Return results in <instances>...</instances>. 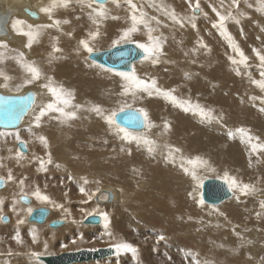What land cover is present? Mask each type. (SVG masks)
Wrapping results in <instances>:
<instances>
[{
	"label": "bare ground",
	"instance_id": "6f19581e",
	"mask_svg": "<svg viewBox=\"0 0 264 264\" xmlns=\"http://www.w3.org/2000/svg\"><path fill=\"white\" fill-rule=\"evenodd\" d=\"M193 1L196 2V0H191V2ZM229 2H231V0H199L200 5L210 7L222 6ZM137 3L138 5H142L140 9L146 14V19L149 21L150 26L154 29H157V32L159 31V33H161L160 38L162 40V50L165 48L168 49V51L166 52V55L168 57L165 56L168 59L166 62V66L163 67V72L161 74L156 71L154 67L148 68L146 65L143 66L142 64L137 68L138 70H142V73L136 76L145 81L155 78L158 88L163 91H171L172 95L179 101H191L193 105L199 104L205 109H212L213 115L218 118L217 120L206 122L202 120L200 115H198L195 111L185 112L180 107L174 106V104L170 100L166 99L162 95H157L155 93L152 96H148L147 93L138 92V97H136L135 99H133L131 95H122L121 91L119 93L117 91L118 89L113 88L115 86L114 82L110 83L106 80L107 77H104V72H98V70L95 71L91 67L87 70L95 73L92 77L88 78L82 75L80 73L82 70H84L82 59L86 51L79 45V41L81 39H87L86 35L78 38L69 37L72 31L69 28H66L68 25L64 27L60 24L58 26L59 29L57 30H54V28L52 27L51 29L48 28L47 25L51 24L52 20H45L46 14L42 13L38 8L41 6V0H6L7 7L3 6L5 7V9L3 8V10H1L3 12L0 14V21L4 23L6 19L5 28L7 32L0 35V40H9V42L2 43L8 48H11V44L16 43L19 48H15L16 51L11 48L12 51L16 54V57H19V53H23V62H34V64L42 72L41 77L49 76L52 73L56 77H60L61 83L58 84L54 83L53 81V85L62 86L65 90L71 91V103H73L75 107L77 105L80 106L79 108L76 107V109L80 110L81 114H75L74 119H70L65 123H61V120L64 119L61 113L49 111L41 117L40 126L36 127L34 124L35 116L39 114L40 109L47 103L53 102L54 98L51 97V95L46 96L47 94L45 92L40 91L32 86L21 87L18 91L8 86L4 87L3 85L6 82L3 81L2 78H0V91L8 94H18L29 89L34 90L37 95L36 103L29 114L25 117L26 119H24V123L21 125V127L18 128V130L22 128L23 125L27 124V129H25L24 134L27 135L28 138L34 135V139H37L36 134L33 133L37 131V133L39 134L42 129L45 130L46 128H48L49 132H45L47 136L56 140L59 145H63L65 147L67 142L69 141V137L76 138V133L79 132L77 128L82 129V126L85 127L86 131L85 133L79 132V134L82 139L88 138V141L85 142V145H87L88 148H94L100 145L103 141L111 140L117 136V133L114 131V129L110 128L108 123H104L106 122V120L103 118V116L97 115V118L91 117L90 110L93 108V106L96 105L91 104V102L87 103V99H85L86 101L84 100V96H88L90 94L80 93L81 90H84V87L93 88L94 85L102 87L101 90L97 92L96 100L99 101L100 105L98 106L103 109L104 115H108L109 109V104L106 101H111L112 97L118 102H127L129 104H132V107L143 108L148 113L147 108H144V106L147 105V107H149V109L153 111L152 117H150L148 113V119L153 126L151 128H146V131H144V133L146 138H148L149 140L150 138L155 139L154 151L150 154V159L152 161L149 162H153L155 164L152 163L153 165H150L152 166L150 167V170L159 172L160 168H163L164 174H157L159 176L155 178L150 176L151 179H154H150V183L154 192L151 193L152 196L149 197L146 196V193L138 192L137 197L140 198H137L138 203L136 205L134 201V199L136 200V198L134 196H129L128 201H124V203L121 202L122 198H120V204L123 203L124 206L128 205V212L125 215V219L127 220L128 225H130L133 230L143 231L147 226V228H151L154 231V229L156 230L158 228V224L161 223L163 226L162 228H159V231L165 228L164 231H161L162 233H164V235L165 230L175 231L179 229L185 232L189 231L188 233L190 238L186 237V239H189L188 241L190 242L186 243V247H188V245H191V251L189 252L193 255V263L198 259L199 264L204 261H209L210 264H228L226 260H223V257L233 258V254H235V258H237V260L239 261L240 256L243 257L241 253V249L243 250V242L241 241V237H238L237 235H230L229 229L234 226L244 227L249 223L251 224L249 226L250 228L255 229V227H264V208H261L260 206L261 203L264 202V198L258 200L244 199V202L239 200L241 203L238 201L236 204L224 205L225 207H222L225 210V213L223 215L225 219L228 220L225 223L226 227L220 233L219 231H216V229L210 227L214 224H211L209 226L210 228L205 226V223L210 222V219H208V217L210 216L211 210L210 208L203 207L204 205L200 206L197 203L194 189L200 176L198 174L215 173L224 175L225 172L228 173L229 178L235 177L238 183L249 184L250 182V185H252L253 187L259 184L258 187H254L255 190H259L260 186L264 185V150L257 148L255 151H253L252 149V144L264 145V121L259 117V115H261L260 113L264 114V110H262L264 109V90H261L259 87L251 83L253 79H262L260 76V72L264 71V68L260 66V62L253 52V49H256L257 51H260L261 54H264V11H262L264 9V2L263 7L261 8L248 7L247 12H239L237 10L233 14L236 17V20H228L225 22V29L227 33L233 38L235 43L249 58L246 65L232 64L230 62V56L236 59H239V57H237L235 52L229 47L228 41L220 35L219 30L212 27V24L215 22V18H209L206 22L205 27H201V30L198 33L190 30L193 25V22L191 20L194 18L186 17L189 13V10L187 9L188 6L186 5L189 4V0H149V12L147 13L144 9V5L146 3L145 0H139L137 1ZM168 4L170 7L168 6ZM245 6H252V2L249 1L242 3L240 8L244 10ZM25 8L36 12L38 14L37 18H32L29 15L25 14ZM171 9L174 10L177 17L183 21V27H181L180 24L175 23L170 18L169 13L172 11ZM255 12H258L260 14L259 18H255ZM221 13L227 14L226 10L221 11ZM11 15L37 19L33 20L34 22L40 21L41 23H39V25H41L42 27H39L37 30H35L38 31L39 34L40 32H42L41 30L44 25H46L44 27V31L47 32L48 35V38L44 39L46 40V42L43 41V43H39L34 41L29 48L25 46L28 40L27 37L21 40L15 39L14 36H16V34L11 28V23L13 21L11 20ZM137 15H139V13H137ZM130 16H127V19L129 20L128 24L132 23ZM155 16H161L165 23L161 22L159 18H156V20H152L151 18ZM156 21H159V24H157ZM194 24L204 26L199 22H196ZM141 26L142 29H139L137 32H135V34H132L131 39L140 42L147 40L148 42L147 30L144 28V25L141 24ZM29 30L30 29H28V31ZM152 35L153 37H155V34ZM117 36H119V34ZM98 39L99 38L90 40V46L92 47L97 45L99 43ZM201 41L203 42V46L200 43ZM59 42H61L60 44L63 43L65 47L59 46ZM248 42H252L256 46L247 45ZM54 44L61 50L60 52L52 53V46ZM0 50H2L3 52L0 53L2 54V57L7 58V53L4 51L3 47H0ZM42 50H44L47 55L40 54ZM50 54H52V57L55 58H51ZM150 62L154 65L152 61ZM13 66L15 67L14 75L17 78L22 77L25 73L27 74V76H29V74L21 67L20 59L16 58L15 61L13 60ZM246 66L251 67L248 68ZM237 71H239V75H237ZM120 82H123V86L127 83L124 79H121ZM100 83L103 84V86ZM110 85H113L112 89L109 88L110 90L108 89L106 91L105 89ZM73 87L76 92L73 90ZM99 94H101V96H99ZM141 95L146 98L144 99V101L140 99ZM90 96H92V94H90ZM58 106L63 107L65 113L71 112L69 110H72L71 105ZM77 120L81 121V125L79 127L76 125ZM89 122H92V124L89 125ZM165 123L169 125V128L167 130L164 128ZM238 127H244L250 132L251 136L254 138L251 144L247 141L246 138L241 137L238 133H235V129ZM29 129H31V131H29ZM27 130L32 134L31 136H29L30 134H26ZM65 130L70 132V134H68L69 137L65 133ZM229 132L233 133V136L231 138L229 137ZM219 134L221 135V139L227 142L226 146H229V151H225V148L223 149L224 155L230 156L229 152L231 150L232 154L238 153L239 150L235 151V147L239 146L237 144L244 145L247 148L248 154H250L254 159V161L252 162H247L246 160H244V158H242V163H247V169L243 168V166L245 165H239V162H237L238 159L231 160L234 173L223 168L218 169L217 167H213L210 164V159L207 158L208 156L204 154L205 151H203V155L208 159H206V161L208 162L207 165L202 166L200 164H187V160L196 158V155L204 150V148L202 147L205 146L208 141L220 139L219 137H217V135ZM204 136H207L208 138L209 136L211 137L206 141H203ZM225 137H227V140L225 139ZM256 137H258L259 139H255ZM157 140H159L160 142H157ZM89 143H97V145L90 146ZM125 143H127V145H132L133 147H135L138 152L148 151V146L142 142L138 143L135 140H125ZM189 146H192L193 149L188 153L187 149L189 148ZM58 147L62 148V146ZM175 149H179V151H174ZM190 153L192 156L191 158L189 157ZM110 154L114 153L109 152V155ZM155 154H157L158 156H156ZM199 158L205 160L204 157L202 158V156H199ZM219 158L222 159V154ZM219 158L217 159L216 157L217 162H226L225 159L224 161L219 160ZM182 164L184 165V167L189 168L190 171L195 170L198 179L193 180L190 174H185L181 167ZM112 166L113 165L107 167L109 171V174L105 175L107 180L117 181L119 178L123 179V177L120 176L117 171L111 170ZM62 168L63 167L58 166L57 171H63L64 168ZM88 169L91 171L90 168ZM101 169L103 168L101 167ZM242 177H244L245 179L242 180ZM248 179H250L249 182L246 181ZM84 180H87L88 183H90L89 179L84 178L82 179V182ZM141 184L142 183L139 182V185ZM124 186L128 188L129 194H134V192L130 190L131 184H126ZM103 187L104 189L106 188V186ZM41 192L42 194L47 195L50 198L51 202H41L34 197L37 205L50 206L52 208V217H67L69 219H76L80 211H89L91 209H88L86 206H78V211L74 212L70 207L73 197L56 193L57 198H55V194H53V191ZM117 193H119V191ZM244 196L247 197L248 195H243L241 193L239 195V197L241 198H243ZM143 197L145 198L142 199ZM18 199L20 200V196L18 197ZM7 203V193L5 191H1L0 210L2 212L6 210ZM85 207L86 210L83 209ZM217 208L218 207L212 208L216 209L215 213H219V208ZM17 212L20 213L19 210ZM243 214L245 215L244 218L242 217ZM131 216H136L141 219V223H133L130 219ZM26 222L30 223L27 219ZM104 228L106 227L104 226ZM117 229L119 233H117L114 227L112 216L108 220L106 236H103L102 240L106 243L108 242L109 244L124 242V240L119 237V235L122 234L120 233L121 230L119 229V226H117ZM72 230L73 228L71 225L54 231L46 230L42 226L30 227L28 228L30 234L26 239L27 248L29 250H32V253L41 254L47 252L52 249L53 244L57 243L60 238H63L66 234H71ZM210 230H212V233H210ZM194 231H196V233L198 231L201 233H206V231H209L213 245L208 244V242L202 238V241L200 243H197L193 237L192 232ZM123 232L125 237V230ZM176 232L177 231H175L174 233L175 235ZM222 232L224 233L222 234ZM182 233L183 232H181L180 234L182 235ZM261 233L264 232L262 231ZM249 235L250 234H248V237L250 240H252V243L247 247L249 252H244H248L250 255L255 256V258L257 259L259 258L260 254L259 252H256V250L258 251L261 247V244L259 243L261 236L259 232L257 234H254L255 236H251L252 234L250 236ZM33 236H35V241L33 240ZM219 237L221 238V240H224L221 243L222 247L220 248L217 246ZM256 241L257 243H255ZM148 242L150 243L151 240L148 239ZM34 246H36V249H34ZM216 246L219 249L215 248ZM233 246L235 248L230 249V247ZM155 249L156 248H154V250ZM7 250V245L5 243H2V241L0 240V252ZM233 250H236L237 252H234ZM143 251L144 250H142V252ZM225 251L227 252L223 253ZM232 251L234 253H231ZM150 252H152V250ZM149 253L147 254L149 255ZM155 253L154 255H156ZM208 255L209 257H207ZM147 256L141 259V263L151 264L150 260L147 259ZM148 258H150V256H148ZM152 259L153 258H151V260ZM263 259L262 261H264ZM245 262L247 263V261ZM138 263H140V261Z\"/></svg>",
	"mask_w": 264,
	"mask_h": 264
},
{
	"label": "rangeland",
	"instance_id": "374dc122",
	"mask_svg": "<svg viewBox=\"0 0 264 264\" xmlns=\"http://www.w3.org/2000/svg\"><path fill=\"white\" fill-rule=\"evenodd\" d=\"M137 1L139 0H133V3L137 5L138 9H140L142 5H138ZM249 1L252 2V6H245L244 10L240 8L242 3L249 2ZM145 2L146 3L144 5V9H145V12L147 13L149 12V0H145ZM191 3L194 6L196 2L193 1ZM49 4H50V0H41V6L38 8L40 9L41 7H46ZM186 5L188 6L187 9L189 10V13L186 17L194 18L191 20L193 24L196 22H199L204 25V26H200V25L195 24V27L192 26L190 30L198 33L201 30V27H205L206 22L209 18L213 17L215 18V21L217 20L216 15H215L216 13L213 11V8H215L217 11H220V12L223 10H226L227 12L231 8L232 13L234 14V12H236L237 10L239 12H244V11L247 12L248 7L261 8L263 7V2L262 0H238V5L236 7H232V0L231 2L226 3L222 6H211L210 7V6L200 5L201 10L197 11L195 14H193L192 10L189 8V4H186ZM93 7H96V5H93ZM105 8L107 9L108 17L101 20L98 26L93 24L91 19L89 18V12H91V9L87 7H82L80 4L77 3V0H68L66 7L55 8L52 12L51 20L52 22L53 20H61V25H63L64 27L68 25L66 28H69L72 31L71 33L72 36L69 35V37L78 38V37H83L84 35H86V38L88 39L90 32L98 31L99 35L97 36V38H99L98 39L99 43L95 46H92V48L94 49L92 53L94 52L96 53V52H100V51L112 48L113 47L111 44L112 40L118 38L119 36L117 35L118 34L121 35L123 30L131 27V24L130 23L128 24L129 20L127 19V16L131 15V9L129 5L127 4L126 0H116V2H113V0H107V2L105 3ZM1 10H3L2 1H0V14L3 12ZM262 11H264V9ZM254 15H255V18L260 17V14L258 12H255ZM112 17H116V19H113ZM155 18H159L161 22H164L161 16H155ZM17 19L23 22L22 24L17 25L18 30L28 31L29 26H32L31 30L35 31L39 27H42L41 25H39V23H41L40 21H37V22L33 21L37 19L12 15V19H11L13 20L11 23L12 30H13V27H12L13 22L16 21ZM47 19H49V16L46 14L45 20ZM65 20H67L68 23H62ZM45 26L46 25H44V27ZM44 27L41 30L42 32H40L39 36L37 37L38 39L35 40L36 42H39V43H43V41L46 42V40L44 39H47L48 35H47V32L44 31L45 30ZM48 28L51 29V27H48ZM52 28H54V30L59 29L56 26ZM138 29H142V26L138 25ZM14 33L16 34L14 38L17 40L26 38V36L24 35L17 34V31H14ZM152 34H155V37H161V33H159V31L153 32ZM133 41L134 43L132 44H135V45H136L135 42H140L137 40H133ZM144 41L140 43H148L147 40H144ZM3 42H9V40H3V41L0 40V43H3ZM27 43H28V40H27ZM60 43L61 42L58 43L59 46L65 47L63 43L62 44ZM122 44H126V43H122ZM247 45L256 46L252 42H248ZM11 48H13L16 51L15 48H19V46L16 43H13L11 44ZM11 48L3 47L4 51L7 53V58L2 57V59H0L1 60L0 61V71H3V73L7 75L8 77H10V79L5 81L2 76H0V78H2L3 81L6 82L8 87H11V88H14V90H17L16 86L22 83L25 76L26 77L28 76L26 73L22 77H18V78L14 75L15 67L13 66V60L15 61L16 58L17 59H20V58L16 57V54L12 51ZM167 51H168L167 48L162 50V53L158 56V62L155 63L154 65L150 61L155 59V57L148 58V59H145L143 57V59H140L139 61L135 62L132 65V69L130 72H117V71L105 68L97 64L96 62L90 60L88 58V55L91 53H88L86 51L84 54L85 58L83 57L82 59L84 70H82L80 73L84 75L85 77H88V78L92 77L95 73H92L91 71L87 70L90 67L95 71L98 70V72H104L105 76L104 75L103 76L105 78L107 77L106 80L110 83L114 82L115 84L114 87L113 85H110L105 90L107 91L109 88L112 89L113 87L114 89H118L117 91L120 93V91L123 92V82H120V80L121 79L123 80V78L119 75L120 73H132L134 70L135 75H139L142 73V70H138L137 68L143 64V66L146 65L148 68L154 67L156 71H158L161 74L163 72V67L166 66V62L168 59L167 58L168 56L166 55ZM0 53H3L2 50H0ZM40 54L47 55V53L44 50H42ZM251 66H246V67L250 68ZM12 76L14 77V79ZM48 77H52V82L54 81V83H58V84L61 83L60 82L61 78L56 77L52 73L51 75L41 77L40 79L34 81L32 84H29L26 86L35 87L36 89L45 92L47 94V95L45 94L46 96L48 95L50 96L51 94L47 91V88L42 87V85L48 83V79H47ZM139 79L141 78L139 77ZM11 81L13 82V84ZM101 85L103 86V84ZM101 88H102L101 86H97V85H94L93 88L84 87L83 88L84 90H81L80 93L81 94L82 93L92 94V96H90V94L88 96H84V100L87 99L88 100L87 103L91 102V104L93 105H100L99 101L96 100V97H97V92L101 90ZM73 90L76 92L74 87H73ZM99 96H101V94H99ZM140 99L144 101V99L146 98H144V96L141 95ZM106 102L109 104L108 105L109 107L108 115H110L113 110H117V114L119 113L118 109L120 105L122 104V102H118L117 100H114L113 97L111 98V101H106ZM69 105L72 106V110H69V111L75 112V114L77 115L81 114V111L76 109L73 103H70ZM133 108L136 109L138 107H133ZM144 108H147L150 117H152L153 111H151L149 107H147V105H145ZM260 114L261 115L258 114L259 117L264 121V114L263 113H260ZM90 115L92 118H97L96 112L92 110H90ZM104 123L107 124V122H104ZM91 124L92 122H89V125ZM26 125L27 124L23 125L22 128H20L19 130L18 128L17 130L15 129V130H10V131L0 130V132L5 133L4 136H0V176L5 178L4 186L0 189V192L5 191L8 196V203L6 204V210L3 212L0 210V216L3 215V217L6 216L8 218V222H2V220H0V240L2 241V243H5L7 245L8 250L0 252V264H24V263L44 264L42 261L38 260V257L54 256V255H59L64 252H76V251L83 250V249L96 250L98 248L113 247V245H115L116 243L109 244L108 242L106 243L102 240L103 239L102 237L106 236V228H104L105 221L100 215L101 213L107 214L108 220L113 216L114 227L117 233H119L117 226H119V229L123 227L120 229L121 230L120 233H122L123 235L122 234L120 235L118 234V235L122 240H124V242L130 243L134 247L137 248V255L134 257L131 253L121 252V253H117L113 257H109L106 259L77 263V264H143L141 263V259L145 258L148 255L147 253H149L151 250L152 252H150L148 255L150 256V258H148L147 256V259L150 260L151 264H155V263L156 264H163V263L164 264H199L198 259L196 260V262L193 263L194 261L192 259L193 255L189 252L191 251L190 250L191 245H188V247H186V243L190 242L188 241L189 239H186V237L190 238L189 233H188L189 231L185 232V231H181L177 229L175 231H177L178 233L176 232V235H175L174 230L173 231L165 230V235H164V233H162L161 231H164L165 228L159 231L160 230L159 228H162L163 226L161 223L158 224L159 225L158 228L156 230L154 229V231L151 228H147V226L144 228L145 230L143 231L133 230L130 227V225H128V222L125 219V215L128 212V209H127L128 205L124 206L123 204L124 201H128L129 196H132V197L134 196L136 198V200L134 199L135 205H136L138 203L137 198L138 199L140 198V197H137L138 192L146 193V196L148 197L152 196L151 193H153L154 190L150 183V179H151L150 176L155 178L159 176L157 174H160V175L164 174L163 168H160L161 172L150 170V167H152L150 165L155 164L153 162L149 163L150 161H152L150 159V154L152 152L151 153H149L148 151L138 152L135 149V147H133L132 145L131 146L127 145V143H125V140L121 138L122 134L120 135L117 134V136L114 137L113 139L103 141L100 145L94 148H88V146L85 145L86 144L85 142L88 141V138L82 139L79 134V132L85 133L86 129L84 126H82V129L77 128L79 132L76 133L77 134L76 138H72V137L70 138L68 136L70 132L65 130V133L69 137V141L67 142L66 147H65L63 145H59L56 142V140L52 139L51 137L49 138L47 136L45 132L46 131L49 132V129L46 127H45L46 129L45 130L42 129V131L39 134L37 133V131L35 132L32 131L34 132L33 134H36L37 139H34L33 137L34 135L31 136L32 134L28 132L27 130L26 134L28 135L30 134L29 136H31L30 138H28V136L24 134L25 129H27ZM76 125L79 127L81 125V121L77 120ZM110 128L114 129L113 127H110ZM126 130L134 136H145L144 131H146V128L143 127L139 131L128 130V129ZM114 131L116 132L115 129ZM93 133H96V132H93ZM16 134H19L21 140H23L27 144V150H28L27 153H23V155L19 158L16 156V150L18 149L16 147V143H18L16 140ZM40 136L47 137L46 138L47 147H45L44 144L39 140ZM210 137L211 136H209V138ZM217 137H219L220 139L208 141L206 145L202 147L204 148V150H202L200 153H198L197 155L195 154V155L197 157L202 156V158L204 157L205 160L207 158L210 159V164L213 167H217L218 169L223 168L225 170L232 171L233 173H234V169L232 168L231 160L238 159L237 162H239V165L240 166L245 165L243 166V168L245 169H247V163L246 162L242 163L241 161L242 158H244V160H246L247 162L254 161L252 156L248 154L247 148L241 144H237L239 146L235 147V151L239 150L238 153H233L235 156L232 154V150L229 152L230 156L224 155V150L229 151V146L228 145L226 146L227 142L221 139L220 134L217 135ZM209 138L207 136H204L203 141H206ZM225 139L227 140V137H225ZM150 140L154 142L155 139L150 138ZM157 142H160V141L157 140ZM92 144L93 143H89L90 146L97 145V143H94L93 145ZM58 146H62V148ZM192 149L193 147L189 146V148L187 149L188 153L191 152ZM203 151H205L204 154L208 156L207 158L203 155ZM220 151L223 153H221ZM109 152L114 153L115 156L114 154L109 155ZM221 154H222V159L219 158ZM155 155L158 156L157 154ZM189 157L190 158L192 157L191 153L189 154ZM216 157L217 159L219 158V160L225 159L226 162L224 163L222 161L217 162ZM41 160H44L43 167H41ZM110 165L115 166V167L112 166L111 170L117 171L120 174V176L123 177V179L119 178L117 181L107 180L105 175L109 174L107 167ZM58 166L63 167L64 168V169L62 168L63 171L58 172L57 171ZM101 167L103 169H101ZM88 168H90L91 171ZM9 172H11V175L13 176L12 181L7 180V176L9 175ZM198 175L200 176L197 181V184L195 183L196 187L194 189L196 201L200 206L204 205L203 207L210 208L211 210L210 216L208 217V219H210L209 220L210 222L205 223V226H207L208 228L212 227L216 229V231H219L220 233L226 227L225 223L228 220V219H225L223 215L225 213V210L223 209L225 207L224 205L236 204L239 200L244 202L245 201L244 199L258 200V199L264 198V185H261L259 190H255L253 193L247 194L248 196L247 197L244 196L243 198L239 197L240 193L238 189H233L231 190L232 196L229 199L225 200L224 202L218 205H209L203 202L201 198L202 183L208 179H216V180H220L224 182V175L215 174V173L198 174ZM84 178L89 179L90 183L85 184L84 181L82 182V179ZM241 179L244 180L245 178L242 177ZM21 180H23L24 182L22 186L23 193L26 194L27 198L30 200L28 204L23 203L18 199V197L21 196V185H20ZM151 180H154V179H151ZM246 181L249 182L250 179ZM139 182H141L142 184L139 185ZM126 184H131V187L130 186L128 187H130V190L134 192V194H129L128 188L124 186ZM249 184L251 183L249 182ZM37 186L40 189V191H44V192L53 191V194H55V198H57V194L69 195L73 197L70 207L74 212L78 211V206H86L88 209L90 208L91 209L89 211H80L76 219H69L67 217H64V218L63 217H59V218L52 217V208L48 205H37V202L34 196H32V192L35 191ZM103 186H106L107 189L106 188L104 189ZM258 186L259 184L255 185L254 187H258ZM81 187L85 189L86 194L80 192ZM101 190H106L111 193L112 200L110 202L97 203L94 200L96 194ZM118 191L119 193H117ZM89 197H91V199H89ZM120 198H122V201L120 200ZM144 198L145 197H143L142 199ZM119 200L123 203L120 204ZM86 207L83 209L86 210ZM214 207L219 208V213H215L216 209H212ZM28 208H32L33 210L37 208H47L49 211L47 222H44L42 224H37L35 222L27 223L26 219L29 216L27 212ZM18 210L20 211V213L17 212ZM90 215L99 216L101 218V223L98 225L83 224L82 223L83 220ZM242 217L244 218L245 215L243 214ZM130 219L133 223H136V224L141 223V219H139L136 216H131ZM18 221H22V223H18ZM53 221H63L64 224L58 228H50L48 226V223L53 222ZM211 224H214V225H211ZM69 225H71L73 228L72 233L66 234L63 238H60L57 243L53 244V247L51 250L41 253L38 257H34L32 255V250H29L27 248L26 239L28 235L30 234V232L28 231V228L42 226L46 230L54 231V230L62 229ZM250 225L251 224L249 223L248 225L246 224V226L244 227L234 226L229 229L230 235H237L238 237H241V241L243 242V250L241 249L242 251L241 253L243 257L240 256L239 261L237 260V258H235V254L233 255L231 254L233 258L223 257L224 258L223 260H226L228 264L230 263L231 264H259V263L264 264V261H262L264 257V233H261L262 231L264 232V227L262 228L255 227L254 229V228H250L249 227ZM124 230L126 233L125 237H124V232H123ZM179 231L183 232L184 234L182 233L181 235L180 234L181 232ZM256 232L257 233L259 232L261 236L259 240L261 247L258 251L256 250V252H259L260 254L259 258L257 259L255 258V256H252L248 253L249 251L247 248L252 243V240L249 239L248 234L250 235L252 234L251 236H255L254 234H257ZM17 233L19 234V240H20L19 243H17L16 239H14ZM192 233H193L194 240H196L197 243H200L202 239H205L208 242V244L213 245L211 237H210V233H212V230H210V233L209 231H206V233H201L199 231L196 233V231H194ZM223 233L224 232H222V234ZM160 236H163L164 239L159 240L158 237ZM148 239L151 240L150 243L148 242ZM223 241L224 240H221V238L219 237L218 242H217V246L219 248L222 247L221 243ZM255 243H257V241ZM36 246H34V249H36ZM217 246L215 248L219 249ZM154 248H156L157 250L156 249L154 250ZM234 248H235L234 246L230 247V249H234ZM142 250L144 251L142 252ZM233 251L237 252L236 250H233ZM233 251L231 253H234ZM244 251H248V252L245 253ZM226 252L227 251L223 253H226ZM154 253L157 256L154 255ZM207 257H209V255ZM151 258H153L152 259L153 261L151 260ZM139 261L140 263H138ZM245 261H247V263ZM200 264H210V262L204 261V262H201Z\"/></svg>",
	"mask_w": 264,
	"mask_h": 264
},
{
	"label": "snow or ice",
	"instance_id": "6c2138e0",
	"mask_svg": "<svg viewBox=\"0 0 264 264\" xmlns=\"http://www.w3.org/2000/svg\"><path fill=\"white\" fill-rule=\"evenodd\" d=\"M107 0H105L104 3L101 2V0H77V3L80 4L82 7H87L91 9V12H89V18L91 19L92 23L95 25H99L100 21L108 17L107 9L105 8V3ZM113 2H116V0H113ZM127 4L129 5L131 9V27L125 29L122 31L121 35H119L118 38L113 39L111 44L113 47L120 45L122 43L131 44L134 43V41L131 39V36L133 33L137 32L138 25H144V28L147 30L148 33V43H140L135 42L136 47L140 50H142L144 54V58H152L155 57V59L152 60V62L155 64L158 62V56L162 53V40L160 37H153L152 33L156 31L157 29H154L150 26L149 21L146 19V14L141 10L137 8V5L133 3V0H126ZM264 2V0H262ZM68 3V0H50V4L46 7H41L40 11L47 14L49 16V19H52V12L57 7H66ZM93 5H96V7H93ZM238 5V0H232V7H236ZM189 8L192 10L193 14H195L197 11H200V3L199 0H196L195 5L191 3V0H189ZM213 11L216 13L217 20L212 24L213 28H216L219 30L220 35L223 36L229 44V47L235 52L236 56L239 57V59H236L234 57H229V60L232 64H239V65H246L248 61V56L244 54V52L239 48V46L235 43L233 38L227 33L225 29V22L228 20H236V17L233 15L231 8L227 11V14H222L220 11H217L215 8H213ZM139 13V15H137ZM170 18L177 24H180L181 27H183V21L179 19L175 13L174 10H172L170 13ZM113 19H116V17H112ZM152 20H156L155 17L151 18ZM23 22L20 20H16L13 22V30L17 31V34L24 35L28 38V43L25 45L26 47H31L32 43L37 39L39 32L33 31L32 26H29V31H22L17 29V25L22 24ZM63 23H68L67 20L63 21ZM157 24H159V21H156ZM61 24L60 20H53L51 25H47V27H58ZM195 27V24L192 25ZM99 35L98 31H93L89 33V39H81L79 41V45L88 53H92L94 49L90 46V40H95L97 36ZM203 46V42H200ZM0 47H6V45L0 43ZM61 50L55 46V44L52 46V53H58ZM253 52L256 56V58L260 62V66L264 68V54H261L260 51H257L256 49H253ZM51 58L52 54H50ZM19 58L21 62V67L29 74L28 77L24 78L21 84H18L17 91L26 85L32 84L34 81L38 80L42 76L41 70L34 64V62H23V53H19ZM0 59H2V54H0ZM239 71H237V75H239ZM127 83L123 86V92L122 95H131L133 99L137 97L138 92H144L147 93L148 96H152L154 93L157 95H162L166 99L170 100L174 106L180 107L183 111H195L202 120L206 122H211L213 120H217L218 118L213 115L212 109H205L204 107L200 106L199 104L193 105L191 101H179L177 100L171 93V91H163L160 88L157 87V82L155 78H152L148 81L139 79L134 71L132 73H120L119 74ZM0 76L4 78L5 81L9 80L10 77L5 75L3 71H0ZM260 76L262 79L255 80L253 79L251 83L253 85H256L261 90H264V71L260 72ZM48 83L42 85V87L47 88V91L51 94V96L54 98L53 102L47 103L44 107H42L39 111V114L35 116L34 124L36 127L40 126V120L41 117L46 114V112L54 111V112H60L61 115L64 117L63 120H61V123H65L70 119L75 118V112H64L63 107H59L58 105L68 106L71 103L72 93L71 91L65 90L62 86H54L52 83V77H48ZM4 87H7V84L5 83L3 85ZM6 102V100L4 101ZM27 105H25V108ZM77 108L80 106L77 105ZM92 111L96 112L97 115L103 116V118L106 120L108 125L110 127H113L117 134H122V139L124 140H135L138 143H144L148 146L147 150L149 153L154 151V142L149 140L146 137L141 136H134L131 133H129L126 129L120 127L119 124L116 123V116H117V110H113L110 115H104L103 109H101L100 106L96 105L93 106L91 109ZM264 110V109H262ZM8 117L9 120H13L16 118L17 110L15 107H10L8 110ZM119 112L124 113L125 119L130 122L134 123L137 121H140L143 123V126L145 128H151L153 125L148 119V113L143 108H136L134 109L132 107V104H129L127 102H124L120 105ZM222 118V117H221ZM164 128L167 130L169 128V125L167 123L164 124ZM31 131V129H29ZM235 133H238L241 137H244L247 139V141L251 144L252 140L254 139L250 132L244 128V127H238L235 129ZM5 133L0 132V136H4ZM233 136L232 132H229V137L231 138ZM255 139H259L256 137ZM16 140L19 144L24 145V147H27V144L21 140L19 134H16ZM39 140L44 144L45 147H47V139L44 136H40ZM257 148H260L264 150V145H257L252 144V149L255 151ZM174 151H179V149H175ZM23 155L21 150L18 148L16 150V156L19 158ZM206 160H202L199 157H196L194 159L187 160V164H200V165H207ZM44 161L41 160V167H43ZM183 171L185 174H190L193 180L198 179L196 171L192 170L190 171L189 168L184 167V165H181ZM8 181L13 180V176L11 175V172H9V175L7 176ZM224 182L228 184L229 190L238 189L241 194L247 195L253 191H255V188L250 184H241L238 183L235 177L229 178V175L227 172L224 174ZM5 183V178L0 176V185ZM23 180L20 181L21 185V201L27 200V195L23 193ZM84 183L87 184L88 181L84 180ZM81 193H85V189L83 187L80 188ZM86 194V193H85ZM32 196H34L37 200L41 202H51L50 198L47 195H44L41 193L40 189L37 187L35 191L32 192ZM91 199V197H89ZM261 208H264V202L261 203ZM14 210V209H13ZM27 212L29 215L32 214L33 209L28 208ZM105 221V227L108 226V216L105 213L100 214ZM3 216H0V220H3ZM18 223H22V221H18ZM16 239L17 243L20 242L19 240V234L14 237ZM159 240H163L164 237L160 236L158 237ZM33 240L35 241V236H33ZM46 247V246H45ZM115 248V251L117 253L121 252H127L131 253L134 257L137 254V248L134 247L132 244L127 242H119L113 245ZM34 257H38L39 253H32Z\"/></svg>",
	"mask_w": 264,
	"mask_h": 264
},
{
	"label": "water",
	"instance_id": "95a60500",
	"mask_svg": "<svg viewBox=\"0 0 264 264\" xmlns=\"http://www.w3.org/2000/svg\"><path fill=\"white\" fill-rule=\"evenodd\" d=\"M102 3L105 0H101ZM24 13L32 18H37V14L28 9H24ZM5 22L0 21V35L5 34ZM144 54L142 50L138 49L135 44H122L112 47L107 50H103L96 53H91L88 58L97 64L117 71V72H130L132 65L142 59ZM36 93L34 90L29 89L18 94L5 93L0 91V130H14L19 128L23 123L25 117L29 114L31 109L36 103ZM6 100V102H4ZM25 105L27 107L25 108ZM15 107L17 110L16 118L9 120L8 109ZM116 123L121 127L128 130L139 131L143 128V123L140 121L130 123L125 119L124 113L119 112L116 116ZM16 147L21 150L22 153H27V147L16 143ZM4 184L0 185V189ZM232 196L228 185L220 180L208 179L202 183L201 186V198L203 202L209 205H218ZM97 203H108L112 200L111 193L106 190L99 191L94 199ZM24 203H29L27 198ZM48 210L45 208L34 209L32 214L28 216V222H35L42 224L46 222L48 217ZM2 222H8L6 216L3 217ZM85 225H98L101 223V218L97 215H90L86 217L83 222ZM64 224L63 221H53L48 224L50 228H58ZM117 254L114 247L98 248L96 250L83 249L76 252H64L54 256H42L38 257V260L44 264H77L89 261H97L113 257Z\"/></svg>",
	"mask_w": 264,
	"mask_h": 264
},
{
	"label": "crops",
	"instance_id": "0c3cea01",
	"mask_svg": "<svg viewBox=\"0 0 264 264\" xmlns=\"http://www.w3.org/2000/svg\"><path fill=\"white\" fill-rule=\"evenodd\" d=\"M0 1H2L3 2V6H6V0L4 1V0H0ZM7 7V6H6ZM4 9H5V7H3ZM12 16V15H11ZM11 16H10V18H11ZM9 24V23H8ZM8 26V25H7ZM8 28V27H7Z\"/></svg>",
	"mask_w": 264,
	"mask_h": 264
}]
</instances>
